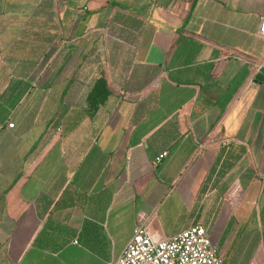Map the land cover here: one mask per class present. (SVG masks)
<instances>
[{
	"label": "crops",
	"instance_id": "1",
	"mask_svg": "<svg viewBox=\"0 0 264 264\" xmlns=\"http://www.w3.org/2000/svg\"><path fill=\"white\" fill-rule=\"evenodd\" d=\"M263 20L264 0H0V264H111L137 227L195 225L264 264Z\"/></svg>",
	"mask_w": 264,
	"mask_h": 264
},
{
	"label": "built area",
	"instance_id": "2",
	"mask_svg": "<svg viewBox=\"0 0 264 264\" xmlns=\"http://www.w3.org/2000/svg\"><path fill=\"white\" fill-rule=\"evenodd\" d=\"M259 33L264 37V20L261 22ZM261 72L264 82V65L257 69V73ZM9 127H13V124ZM165 155L166 153L160 155L157 161ZM115 264L224 263L213 247L206 228L195 225L165 239L152 235L146 226L137 227Z\"/></svg>",
	"mask_w": 264,
	"mask_h": 264
},
{
	"label": "trees",
	"instance_id": "3",
	"mask_svg": "<svg viewBox=\"0 0 264 264\" xmlns=\"http://www.w3.org/2000/svg\"><path fill=\"white\" fill-rule=\"evenodd\" d=\"M105 87L106 86L103 80L98 81L95 89L89 96L90 102L103 101L104 97L107 95V93L105 92Z\"/></svg>",
	"mask_w": 264,
	"mask_h": 264
},
{
	"label": "water",
	"instance_id": "4",
	"mask_svg": "<svg viewBox=\"0 0 264 264\" xmlns=\"http://www.w3.org/2000/svg\"><path fill=\"white\" fill-rule=\"evenodd\" d=\"M257 81L263 82V73L262 72L258 74Z\"/></svg>",
	"mask_w": 264,
	"mask_h": 264
},
{
	"label": "rangeland",
	"instance_id": "5",
	"mask_svg": "<svg viewBox=\"0 0 264 264\" xmlns=\"http://www.w3.org/2000/svg\"><path fill=\"white\" fill-rule=\"evenodd\" d=\"M260 248V247H259ZM258 256V255H257ZM118 260V259H117ZM117 260L114 262V263H111V264H115L117 262Z\"/></svg>",
	"mask_w": 264,
	"mask_h": 264
}]
</instances>
